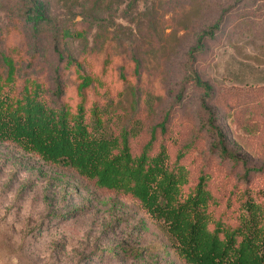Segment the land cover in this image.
<instances>
[{"label": "trees", "instance_id": "1", "mask_svg": "<svg viewBox=\"0 0 264 264\" xmlns=\"http://www.w3.org/2000/svg\"><path fill=\"white\" fill-rule=\"evenodd\" d=\"M62 1L70 10L77 5L81 22L75 23L77 16L69 18L56 34L67 54L55 50L59 56L55 68L46 65L52 52L39 47L38 36L46 32L49 21L42 0H17L7 31L0 28V144L70 171L100 192L137 200L161 223L187 264H264V184L250 188L251 180L264 178V167H251L229 148L212 110L214 90L192 66L197 54L204 53L206 41L216 37L219 23L201 35L191 51L185 83L203 91V131L215 138L213 152L221 163L241 172L238 182L253 191L243 190L239 207L229 206L224 212L220 210L224 203L210 189L206 167L200 169L194 188L183 193L190 184L187 164L199 151L197 136L194 141H181L178 126L182 128L186 121L179 116L182 104L157 115L152 96L141 91L150 66L138 50L139 44H145L140 36H122L124 32L109 14L113 0ZM188 2L197 11L199 1L183 0L184 5ZM11 4V0H0V12ZM148 20L145 29L154 33L158 20L154 15ZM28 29L33 39L28 38ZM95 31V45L89 47ZM31 41H35L33 47ZM74 42L84 46L77 58L66 51V45ZM88 55L95 57L89 62ZM111 67L118 86L115 98L110 97L113 88L105 89L103 78ZM254 95H247L250 104L244 108L253 119L264 120V88ZM179 97L183 98L182 93ZM138 250L151 251L148 247ZM128 251L108 250L109 254Z\"/></svg>", "mask_w": 264, "mask_h": 264}, {"label": "rangeland", "instance_id": "2", "mask_svg": "<svg viewBox=\"0 0 264 264\" xmlns=\"http://www.w3.org/2000/svg\"><path fill=\"white\" fill-rule=\"evenodd\" d=\"M11 1V6L0 12V28L5 31L17 2ZM198 1L195 11L191 2L184 5L183 0L178 5L176 0H113L109 14L124 32V38L140 36L145 44H139L138 50L150 66L141 91L152 96L157 115L182 104L183 114L179 116L186 121L182 128L178 126L183 134L181 141H194L197 136L199 151L187 164L190 184L183 193L187 195L194 188L200 169L206 167L210 189L224 203L220 208L224 212L229 206L236 210L243 190L253 193L251 189L261 188L264 178L251 180L249 189L248 184L238 182L241 172L233 171L231 164L221 163L213 152L215 138L203 131V91L185 83L190 54L200 36L219 23L216 37L206 41L204 53L197 54L192 66L214 90L212 110L229 148L251 167H264V120L253 119L244 108L250 104L247 95L255 96L254 92L264 88V0ZM42 3L49 21L46 32L38 36L39 47L52 52V60L45 63L55 68L59 63L55 50H64L56 34L80 9L73 5L70 10L62 0ZM150 15L158 20L154 33L145 29ZM79 22L81 17L77 16L75 23ZM96 32L89 38V47L95 45ZM29 36L34 38L28 29ZM30 44L33 47L35 41ZM83 49L82 42L66 45L74 58ZM94 57L87 56L89 62ZM103 78L107 82L105 89L113 88L110 97L115 98V69L111 67ZM142 117L148 119L146 115ZM145 247L151 251H137ZM111 248L129 251L109 254ZM101 252L104 254L98 259ZM0 264L187 263L176 253L161 223L137 200L100 192L70 171L50 167L34 156L0 144Z\"/></svg>", "mask_w": 264, "mask_h": 264}]
</instances>
